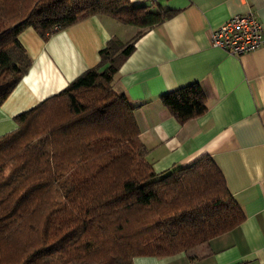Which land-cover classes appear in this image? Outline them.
<instances>
[{"label": "trees", "instance_id": "16d2710c", "mask_svg": "<svg viewBox=\"0 0 264 264\" xmlns=\"http://www.w3.org/2000/svg\"><path fill=\"white\" fill-rule=\"evenodd\" d=\"M170 15L131 0H0V105L32 67L26 29L48 41L92 16L138 28L129 42L113 36L96 66L0 135V264H135L189 252L244 222L212 157L155 170L137 106L114 87L138 38ZM161 100L181 124L207 110L199 83Z\"/></svg>", "mask_w": 264, "mask_h": 264}, {"label": "crops", "instance_id": "0c3cea01", "mask_svg": "<svg viewBox=\"0 0 264 264\" xmlns=\"http://www.w3.org/2000/svg\"><path fill=\"white\" fill-rule=\"evenodd\" d=\"M131 1L171 11L138 38L114 82L137 106L147 159L164 172L212 157L246 214L241 225L189 252L138 256L135 264H264V45L237 56L211 43L212 30L236 14L254 12L264 27V0ZM116 23L92 16L48 41L32 27L22 32L33 64L0 105V124L96 66L113 36L129 42ZM192 83L202 86L207 110L181 124L161 96Z\"/></svg>", "mask_w": 264, "mask_h": 264}, {"label": "built area", "instance_id": "2783aa9c", "mask_svg": "<svg viewBox=\"0 0 264 264\" xmlns=\"http://www.w3.org/2000/svg\"><path fill=\"white\" fill-rule=\"evenodd\" d=\"M152 4L159 0H148ZM212 46L243 55L264 45V27L254 12L236 14L211 32Z\"/></svg>", "mask_w": 264, "mask_h": 264}, {"label": "rangeland", "instance_id": "374dc122", "mask_svg": "<svg viewBox=\"0 0 264 264\" xmlns=\"http://www.w3.org/2000/svg\"><path fill=\"white\" fill-rule=\"evenodd\" d=\"M115 20L117 22L116 23L117 26L121 28V31L124 30V32H122V36L124 37L123 39L125 41H130L135 36L138 28L133 25L125 24L117 19ZM28 32L31 33V30H28L26 34H28ZM15 128H16V123L14 120L13 121L9 120L7 121V123H2L0 124V135H2L3 133H6L7 131H12Z\"/></svg>", "mask_w": 264, "mask_h": 264}]
</instances>
